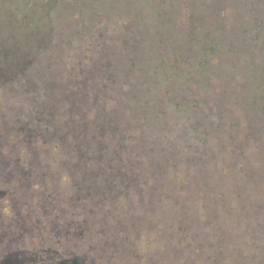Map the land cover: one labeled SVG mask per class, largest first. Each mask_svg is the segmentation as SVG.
Wrapping results in <instances>:
<instances>
[{
    "label": "rangeland",
    "instance_id": "1",
    "mask_svg": "<svg viewBox=\"0 0 264 264\" xmlns=\"http://www.w3.org/2000/svg\"><path fill=\"white\" fill-rule=\"evenodd\" d=\"M0 264H264V0H0Z\"/></svg>",
    "mask_w": 264,
    "mask_h": 264
},
{
    "label": "trees",
    "instance_id": "2",
    "mask_svg": "<svg viewBox=\"0 0 264 264\" xmlns=\"http://www.w3.org/2000/svg\"><path fill=\"white\" fill-rule=\"evenodd\" d=\"M241 211V214H242V217L241 218H243V220L245 221V222H247L248 224H250L251 223V221H250V219L251 218H249V216L247 215L246 217L244 216V214H245V212L247 211L248 212V210L247 209H244V210H240ZM240 213V212H239ZM249 213V212H248Z\"/></svg>",
    "mask_w": 264,
    "mask_h": 264
}]
</instances>
